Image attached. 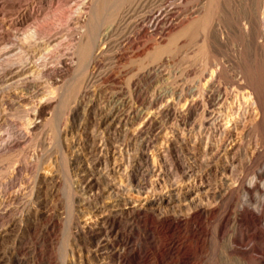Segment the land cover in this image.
<instances>
[{
    "label": "rangeland",
    "instance_id": "374dc122",
    "mask_svg": "<svg viewBox=\"0 0 264 264\" xmlns=\"http://www.w3.org/2000/svg\"><path fill=\"white\" fill-rule=\"evenodd\" d=\"M80 1L50 4L65 13ZM96 1L103 7L88 11L92 22L88 16L83 25L72 13L57 21L50 16L47 30L34 38H25L34 18L19 32L0 27V75L9 77L8 60L27 63L17 81L0 84V143L18 141L0 150V264H119L112 252L122 241L102 221L109 210L136 246L132 264H235L223 258L231 228L218 232L216 224L241 200L236 178L246 184L264 165V0ZM161 1L176 5L170 25L148 28L141 54L136 45L122 58L114 56L115 46L96 59L85 51L97 43L96 30L119 21L116 43ZM14 11L6 12L8 20ZM203 157L217 161L200 167L211 198L226 190L225 179L232 184L230 199L218 201L213 217L174 224L145 213L140 187L152 182L165 191ZM224 159L232 162L230 171H223ZM148 165L161 177H151ZM185 203L161 206L172 215L190 214ZM133 207L143 209L139 222L131 219ZM263 219L264 212L262 237Z\"/></svg>",
    "mask_w": 264,
    "mask_h": 264
},
{
    "label": "bare ground",
    "instance_id": "6f19581e",
    "mask_svg": "<svg viewBox=\"0 0 264 264\" xmlns=\"http://www.w3.org/2000/svg\"><path fill=\"white\" fill-rule=\"evenodd\" d=\"M21 1H27V2H26V4H21ZM21 1L19 0V2H18V0H7L6 2H3L2 4H0V27L4 28L7 31H12V32L18 31V30L21 31L22 28H25L24 25L26 24L27 20L28 19L32 20V18H34L35 21H34V23H33L34 25L32 27L33 32L31 33V35H28L27 37L25 36V38H30V37L34 38L33 37L34 34H36L39 31L44 30L46 28V26L43 24V22L45 23V20H47V18H49L50 16H53V18L57 21L56 18H58V20H59V17L65 16V15L70 17L71 14L73 13L76 15V19L78 20V23L83 25L86 22L87 17L89 16L88 11L92 10V13H91V15H92L94 12L93 11L94 6L96 5L94 3L95 0H82V1L75 3V4L72 3L75 7L74 10L69 8L65 13H63V12H61V10H59L60 8L58 9V6L54 7V8L52 7V5H51L52 0H32V2H28L30 0H21ZM98 1H101V0H98ZM98 1H96L97 4H100L101 2L104 3L103 2L104 0H102L100 3H98ZM180 1H187L188 2L190 0H180ZM107 2H108V0H107ZM23 3H25V2H23ZM154 3H156V2H154ZM163 3L161 1L158 4L153 5L147 14L143 15L141 18L137 19L134 22V28L132 30L122 34V36L120 37V39L118 41H116V43L112 39H114L113 34L116 31L115 27L118 26L117 23L119 21L116 24L114 23V24H111V25L105 27V29H103V30L98 29L99 31L96 30L98 28L97 27L98 23H97L96 29H95L96 30L95 32H97V34H96L97 38L95 37V34L93 33L94 37L97 40V43H96V40H94L96 44L89 46L88 45L89 41L86 42V43H88L87 44L88 47H87V49H85V51L87 50V53H89L90 55H92L96 59V57H99L98 55L101 52L109 51V49L111 47L113 48V46H115L116 49L113 50L114 56H116L117 58H120V57L122 58L123 54L125 53L124 51H127L129 48L134 47L136 45L135 50L137 52V55L141 54L140 52L142 51L143 46L140 44V40L145 37V33L147 32V29L151 28L155 31L158 29L163 30V29H165L166 26L170 25V24H168V20H169L168 18L171 16V14H173V11L176 8L175 7L176 5L175 6L173 4L172 5H164ZM66 5H67V3H66ZM22 6H23V9L20 10L22 8ZM64 6H65V4H64ZM98 6L100 8L103 7L102 4H101V6L100 5H98ZM95 9H97V8H95ZM8 10H15L14 12L16 14V18L8 20L7 19L8 16L6 17V14H7L6 12H8ZM98 11L99 10L97 9V12ZM186 12H188V11H186ZM191 12H193V10L189 9L190 14H191ZM41 16H42V18L40 19ZM93 18H94V16H93ZM93 18H92V20H93ZM68 19H70V18H68ZM89 20L91 21V17L89 18ZM123 21H125V20H122V22ZM45 24H47V23H45ZM86 25H87V23H86ZM86 25H84V27L87 28L88 25L87 26ZM31 26H32V24H31ZM82 29H83V27H82ZM89 29H91V28H89ZM45 30H47V29H45ZM86 31H88V30L86 29ZM89 31H88V33H89ZM90 32H92V31H90ZM83 33L85 34V32H83ZM25 34H27V33H25ZM39 34H40V32H39ZM89 34H91V33H89ZM84 37L86 38V35H84ZM84 37L82 36V38H84ZM27 40H30V39H27ZM86 40H87V38H86ZM0 41H4V39L0 38ZM35 42H37V41H35ZM32 44H34V43H32ZM49 44H50V42L48 43V45ZM81 44H84V43L82 42ZM52 46H54V45H52ZM48 47H50V46H48ZM96 50H98V52ZM82 51H84V49H82ZM87 53L85 52L86 55H87ZM93 57H91V58L93 59ZM18 58H19L18 60L17 59L16 60H13V59L8 60L5 63V65H3V66H5L4 67L5 70L7 68H11V71L8 74L9 77H6L4 75H0V84H2V83L6 84L9 82L14 83L15 81L18 80L16 77H19L23 73L24 68L27 65V63H26V60L24 58H22V57L21 58L18 57ZM45 61L47 62L46 59H45ZM81 61H82V59H81ZM43 62H44V60L41 63H43ZM58 62H59V65L62 67L65 64L64 61H58ZM46 65L47 64L44 62L43 67H46ZM12 68L15 70L13 71ZM53 72H54V70H53ZM59 72H60L59 70L55 71V73H57V74H60ZM88 75H87V77H88ZM108 75L109 74H107V76ZM56 77H59V76H56ZM89 77H91V74ZM89 77H88V79H90ZM14 78H16V79H14ZM20 79H21V77H20ZM5 84H4V86H5ZM193 90L200 95L206 96V91L203 90L202 88L200 89L199 87H196V88L192 89V91ZM207 102H210V100L207 99ZM199 104H200V101L195 100L194 107H196V108L199 107ZM26 122H27L29 127H33V128L35 127V121L32 120L29 116H28V119L26 120ZM201 126L202 125H200V127ZM228 133L229 132L227 130H223V134H228ZM25 134L28 135L27 133H25ZM17 142H18L17 140L12 139V138H9L8 140H4L2 143H0V150L4 151L7 147H11V146L16 145ZM216 162H214V160H211L209 158L203 157L200 160V163L196 167H185L186 170L183 172V175L180 178V180L178 182L174 183V185L169 186L165 191H163L164 188H158L157 187L158 189H156L152 185V182L150 183L149 186L147 184L146 187H140L141 190L138 189V191H136V192H137V194H139L138 198H139L141 193H142V195H144V198L141 200V202H143V203H140V204L142 205L143 209L146 210L145 213L150 214V216L161 215L162 218L171 220L174 224L187 222L189 219H195V220L197 219V222L195 221L196 224H199V221H202V220H204V221L209 220L211 217L214 216V208H215L216 204H218V201L223 200V199H226V200L230 199V197L232 195V184L229 183L228 179L224 180V184L226 185V190L224 192L223 191L214 192L213 198H211L209 195L210 189H211V181L204 179V171H202L200 169V167L201 166L210 167L212 164H215ZM222 164H223V166H222L223 171H230L232 169V162L231 161H227L226 159H224V160H222ZM147 167H148L147 171L151 175V177L152 176H155L157 178L161 177V174L159 172H157L154 165H150V166L148 165ZM252 173H253L252 177L248 180V182L246 184L241 183L240 179L236 178L237 184L241 185V200L240 201L236 200L232 204H229V206L227 207L228 212L226 213V215L222 216L216 224V230L218 232L222 231L226 226H229L231 228V232L227 238V252L223 256V258L225 261L233 262L235 264H264V244H263V246H260V243L264 242V236L262 237L259 235V222H260V219H261L263 212H264V180L262 183H259V180L261 178H264V165H263V167H260L259 169H257L256 171H254ZM93 180L88 183L89 186H93L95 184V182ZM190 183H194L195 187H190L188 185ZM111 188L112 187H109V191L112 190ZM211 199H213V200H211ZM156 201L159 203V205L158 204L155 205ZM179 201H185L186 202L185 206L191 207L192 210H191L190 214H186V215L174 214V215H172V214H169V211L164 210V207H166V206L171 207L172 204H174L175 202H179ZM213 201H216V202L214 203ZM161 204H164V207H162ZM143 209H141V207H133L131 209L130 216H131V219L133 220V222L141 221L140 216L144 213ZM102 221L108 225L107 226L108 232L112 236H114L115 238H120V240L122 241L121 245L118 246L117 249H115L112 252L113 258L117 259L119 264H132L131 261L137 253L136 246L133 243V240H131V238L129 236H125V235L120 233V229L126 228L127 225H122L120 219L118 218V216H116V214H114V212L112 210H109L108 214H106L102 218ZM263 226H264V219H263ZM131 228L134 230L136 227L131 225Z\"/></svg>",
    "mask_w": 264,
    "mask_h": 264
}]
</instances>
